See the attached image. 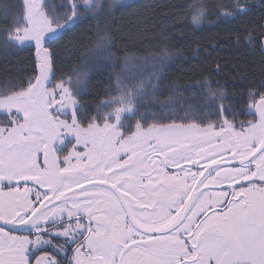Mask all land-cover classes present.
I'll use <instances>...</instances> for the list:
<instances>
[{
	"label": "snow or ice",
	"instance_id": "1",
	"mask_svg": "<svg viewBox=\"0 0 264 264\" xmlns=\"http://www.w3.org/2000/svg\"><path fill=\"white\" fill-rule=\"evenodd\" d=\"M67 7L21 0L0 36L6 50L34 44L38 69L0 90V264H264V83L239 113L201 85L215 122L142 112L147 89L119 79L87 111L81 80L57 82L48 47L79 19ZM193 7L199 25L206 6ZM249 10L220 5L226 19Z\"/></svg>",
	"mask_w": 264,
	"mask_h": 264
},
{
	"label": "trees",
	"instance_id": "2",
	"mask_svg": "<svg viewBox=\"0 0 264 264\" xmlns=\"http://www.w3.org/2000/svg\"><path fill=\"white\" fill-rule=\"evenodd\" d=\"M49 1L61 14L68 9L62 6L68 0ZM101 2L95 15H82L48 45L56 81L79 78L77 99L87 111L95 112L97 105L117 95L119 79L121 86L133 88L138 83L146 87L142 112L167 116L165 122L175 119L179 123L185 112L194 114L197 123L215 122V114L209 112V89L201 85L221 91L225 108L239 113L249 90L264 83V0H241L250 10L235 20L220 13V5L233 0H137L116 8L108 0ZM20 4L21 0H0V36L12 27ZM200 4L206 6V13L196 25L192 22L193 6ZM249 34L255 43L248 42ZM105 42L108 56L101 63L97 53ZM128 58L141 63L151 58L164 60L152 73L129 80L120 73ZM36 64L33 47H0V90L27 85L37 75ZM220 102L218 98L217 106Z\"/></svg>",
	"mask_w": 264,
	"mask_h": 264
},
{
	"label": "rangeland",
	"instance_id": "3",
	"mask_svg": "<svg viewBox=\"0 0 264 264\" xmlns=\"http://www.w3.org/2000/svg\"><path fill=\"white\" fill-rule=\"evenodd\" d=\"M101 1L102 0H94V2L98 3L99 7L95 8V9H93L91 11H88V10H86L84 8V6H83L84 1L81 2V3L75 2L78 5H80V8H79V12H80L79 19H80V17H82V15L88 16V15H90L92 13L95 15V13L98 12L99 10H101V8H102V2ZM108 1H110V5L112 6V8H116L115 6L130 5V4L134 3V2H136L137 0H108ZM46 2L47 3H50L49 0H46ZM68 2H69V0L65 4H62V6H64L66 9L68 8V7H66V4ZM65 13H67V15H71V13L68 11V9L66 11H63L62 12V14H65ZM73 19H75V17H73ZM79 19L77 21H79ZM32 47L35 49L34 44H33ZM108 47H109V45L106 42L105 43H102L100 45V47H99V51H98L97 54H98V58L101 60L100 61L101 63H104V62L107 61V56H108L107 49H108ZM263 50H264V48H263ZM163 60L156 59V58H151V59H148L145 62H142L141 63V60H139V59L128 58L124 62L120 73H123L124 77L125 78H129V80L130 79H134L137 76H146L147 73H149L150 71L152 73L153 70H156L157 68H159L162 65V61ZM37 71H38V69H37ZM37 75H38V72H37ZM148 76H151V75H148ZM145 79H146L145 81L151 80V78H145ZM130 82L131 81H129V83ZM137 85H140V84L137 83L136 85H133V86L135 87Z\"/></svg>",
	"mask_w": 264,
	"mask_h": 264
},
{
	"label": "flooded vegetation",
	"instance_id": "4",
	"mask_svg": "<svg viewBox=\"0 0 264 264\" xmlns=\"http://www.w3.org/2000/svg\"><path fill=\"white\" fill-rule=\"evenodd\" d=\"M225 159H230V157H226ZM183 166L186 167V168H188V167H193V166L188 165V164H185V165H183ZM221 166H222V167H227L228 165L222 162V163H221ZM170 171L178 172L179 169H171ZM205 174H207V173H205Z\"/></svg>",
	"mask_w": 264,
	"mask_h": 264
}]
</instances>
